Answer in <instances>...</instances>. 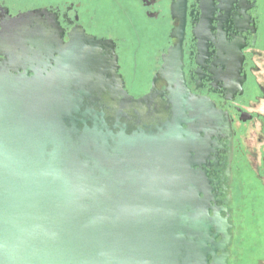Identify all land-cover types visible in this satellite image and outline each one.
I'll return each mask as SVG.
<instances>
[{
	"label": "water",
	"instance_id": "obj_1",
	"mask_svg": "<svg viewBox=\"0 0 264 264\" xmlns=\"http://www.w3.org/2000/svg\"><path fill=\"white\" fill-rule=\"evenodd\" d=\"M184 7L139 96L112 38L44 6L3 28L0 264H230V121L185 84Z\"/></svg>",
	"mask_w": 264,
	"mask_h": 264
},
{
	"label": "flooded vegetation",
	"instance_id": "obj_2",
	"mask_svg": "<svg viewBox=\"0 0 264 264\" xmlns=\"http://www.w3.org/2000/svg\"><path fill=\"white\" fill-rule=\"evenodd\" d=\"M172 2L184 3L185 6L180 37L185 84L194 95L213 102L230 121L231 139L221 140L225 143V151L220 153L219 161L223 165L219 174L225 175L229 166L231 177L226 186L231 196L227 206L233 223L229 247L231 257L234 213H253L262 202L254 196L255 187L247 183L255 181L264 184V0H136L140 14L157 26L150 45L157 46L160 42L148 86L139 94H134L126 86L118 39L91 32L82 25L88 33L113 39L125 87L132 95L139 96L149 91L153 75L163 63L162 55L178 42V35L172 33L179 29L181 19L179 14L172 13ZM38 7L43 6L23 7L14 0H0L1 50L5 47V38L1 36L3 28L19 13ZM44 7L57 12L66 30L73 23H80L78 19L74 20L77 10L73 6H66L64 10L57 5ZM71 10L74 11L72 15ZM4 59L5 55L0 53V61ZM165 85L166 82L160 78L155 82L158 90L164 89ZM217 178L220 176L217 175ZM236 182L240 191L237 204L234 201ZM261 188L264 187L259 185Z\"/></svg>",
	"mask_w": 264,
	"mask_h": 264
},
{
	"label": "rangeland",
	"instance_id": "obj_3",
	"mask_svg": "<svg viewBox=\"0 0 264 264\" xmlns=\"http://www.w3.org/2000/svg\"><path fill=\"white\" fill-rule=\"evenodd\" d=\"M14 1L19 2L23 7L57 5L61 10L73 4L77 10L78 21L89 31L118 39L121 71L126 79L127 88L134 94H139L147 88L148 79L156 65L154 59L160 42L157 46L150 45V38L156 34L157 26L140 14L136 0ZM77 3L79 6H76ZM73 13L74 11L71 10L70 14ZM148 52L151 53V57ZM247 185L255 187L257 191L254 196L262 202L253 213L250 211L242 215L234 213L235 231L230 262L231 264H264V188L259 189V185L264 187V184L248 181ZM234 195L237 204L240 200L237 182ZM239 219L242 221L239 222Z\"/></svg>",
	"mask_w": 264,
	"mask_h": 264
}]
</instances>
